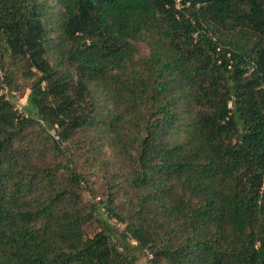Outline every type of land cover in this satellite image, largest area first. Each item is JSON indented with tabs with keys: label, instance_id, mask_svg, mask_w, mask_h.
I'll return each instance as SVG.
<instances>
[{
	"label": "trees",
	"instance_id": "obj_1",
	"mask_svg": "<svg viewBox=\"0 0 264 264\" xmlns=\"http://www.w3.org/2000/svg\"><path fill=\"white\" fill-rule=\"evenodd\" d=\"M0 72V264H264V0H0Z\"/></svg>",
	"mask_w": 264,
	"mask_h": 264
},
{
	"label": "rangeland",
	"instance_id": "obj_2",
	"mask_svg": "<svg viewBox=\"0 0 264 264\" xmlns=\"http://www.w3.org/2000/svg\"><path fill=\"white\" fill-rule=\"evenodd\" d=\"M136 46L139 49L141 54H146L147 53V49L145 48V46H143L141 44H137ZM15 76H16V86H17V88L15 90L16 96H14V98L11 99V101L14 103L15 109L19 113L23 114V113L27 112V110H26V108H27V96H28L29 90L26 87L24 88L22 83L20 82L18 76L17 75H15ZM4 85H5L4 81H2V74L0 72V87H1L0 93H5L6 90L3 87ZM51 134H53L54 136L57 135L55 132H51ZM114 222L115 221H113V223ZM119 228L122 229V226H119ZM138 264H146L145 257H140L139 261H138Z\"/></svg>",
	"mask_w": 264,
	"mask_h": 264
},
{
	"label": "built area",
	"instance_id": "obj_3",
	"mask_svg": "<svg viewBox=\"0 0 264 264\" xmlns=\"http://www.w3.org/2000/svg\"><path fill=\"white\" fill-rule=\"evenodd\" d=\"M55 140H59V137L57 135L55 136Z\"/></svg>",
	"mask_w": 264,
	"mask_h": 264
}]
</instances>
